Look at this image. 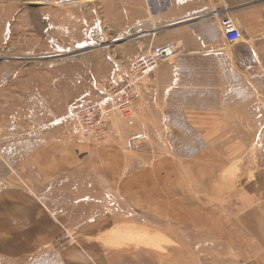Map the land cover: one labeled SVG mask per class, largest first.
Returning a JSON list of instances; mask_svg holds the SVG:
<instances>
[{
  "label": "rangeland",
  "instance_id": "obj_1",
  "mask_svg": "<svg viewBox=\"0 0 264 264\" xmlns=\"http://www.w3.org/2000/svg\"><path fill=\"white\" fill-rule=\"evenodd\" d=\"M221 1L224 7L236 0ZM101 11L104 0H0V151L74 150L78 162H83L87 150L101 147L115 128L119 140L115 144L124 151L118 180L129 187L137 180L156 183L157 195L163 194L171 175L179 194L187 185L204 187L192 194L194 204L195 199H206L205 213L215 215L241 210L245 194L264 195V126L258 127L264 124V76L252 109L237 111V119L247 121L238 130L250 137L259 135V141L229 142L227 109L215 110L219 125L199 127L190 124L186 109L196 101L208 105L225 100L230 82L242 81L247 72L243 67L256 64L264 70V22L257 31L262 43L255 50L259 63L248 48L254 43L252 31L241 28V40L226 43L216 11L203 24H189L190 38L202 36L215 45L201 46L196 52L199 60L185 62L180 48H168L172 56L139 81L137 111L129 117L115 114L104 139L93 143L74 133L66 109L75 101L97 99L100 82L131 65L117 61L115 44L105 45L110 31ZM158 33L154 30L149 37ZM149 86L153 91L147 90ZM139 134L144 140L131 148L128 140ZM213 134L216 140L208 141L206 136ZM20 135L29 136V141L22 142ZM212 147L217 154L203 157L201 151ZM1 164L0 175L10 173L15 182L26 185L17 168L10 171V159L0 158ZM151 176L153 181L148 180ZM52 184L49 180L40 186L52 194ZM126 212L119 221L65 222L59 237L46 248L13 259L0 255V264H196V251H182L180 236L165 232L166 221H149L154 215L148 207L141 208L140 216L132 214L134 221Z\"/></svg>",
  "mask_w": 264,
  "mask_h": 264
},
{
  "label": "crops",
  "instance_id": "obj_2",
  "mask_svg": "<svg viewBox=\"0 0 264 264\" xmlns=\"http://www.w3.org/2000/svg\"><path fill=\"white\" fill-rule=\"evenodd\" d=\"M224 5L231 8V15L240 28L252 31L249 34L254 43L248 48L255 63H259L255 50L262 44L257 31L264 22V0H236ZM218 7H222L221 0H104V12H101L110 31V41L105 45L115 44L118 47L117 61L127 66L142 58L151 48L161 46L180 48L184 62L186 59L199 60L201 55L196 52L201 46L215 43L198 35L191 39L189 24H203ZM154 30L159 33L150 38ZM254 65L243 67L247 72H243L242 81L230 82L225 100L211 101L208 105L196 101L186 106L190 124L198 127L219 125L220 115L215 110L223 108L229 111V142L259 141V135L250 137L246 131L238 130L247 126V121L237 119V111L252 109V104L256 103L254 97L261 93L259 81L264 70ZM150 78L148 81L151 82ZM152 88L149 86L147 90L153 91ZM215 90L216 94L221 93L218 88ZM259 124L258 127L264 126ZM73 130L76 134L74 126ZM114 132L115 128L110 129L101 147L88 149L83 162H78L74 150L0 151V158L10 159V171L17 168L20 177L26 181V185L19 184L10 173L0 175L2 257L13 259L38 253L59 237L65 222L119 221L124 219L126 211L128 218L134 221L133 215L140 216L141 208L148 207L150 215H154L148 220L166 221L165 232L171 237L174 234L180 236L182 251H196V264H264V195L254 198L245 194L244 203H241L243 208L237 212L206 214V199H195L197 203L194 204L192 195L195 190L205 188L187 185L179 194V190L174 192L169 175L164 183V193L158 194L161 197L158 201L156 183L137 180L131 182L132 188L118 180L124 151L116 146L119 140ZM216 135H208L206 139L214 141ZM28 138L20 135L22 142L29 141ZM201 152L203 157H210L217 154V149L212 147ZM219 153L222 155L221 151ZM229 155L231 158V152ZM164 162L167 163L168 159ZM149 179L154 180L152 176ZM49 180L53 182L52 194L40 186L41 182ZM179 195L182 196L178 198ZM158 215L163 218L157 219ZM140 219L137 217L136 220ZM173 226L179 229H173Z\"/></svg>",
  "mask_w": 264,
  "mask_h": 264
},
{
  "label": "built area",
  "instance_id": "obj_3",
  "mask_svg": "<svg viewBox=\"0 0 264 264\" xmlns=\"http://www.w3.org/2000/svg\"><path fill=\"white\" fill-rule=\"evenodd\" d=\"M216 16L223 40L226 43L239 42L242 31L231 16V8L224 5L216 11ZM172 53L168 47L151 49L127 69L103 79L99 84L101 94L97 99L79 100L68 105L65 118L72 122L76 134L86 141L99 143L107 134L115 114L132 116L137 111L141 99L138 85L162 61L168 60ZM143 140L144 135L139 134L130 138L128 145L133 148Z\"/></svg>",
  "mask_w": 264,
  "mask_h": 264
},
{
  "label": "water",
  "instance_id": "obj_4",
  "mask_svg": "<svg viewBox=\"0 0 264 264\" xmlns=\"http://www.w3.org/2000/svg\"><path fill=\"white\" fill-rule=\"evenodd\" d=\"M86 49H84V50H80V51H77V52H75V53H79V52H83V51H85ZM55 56H60V55H55Z\"/></svg>",
  "mask_w": 264,
  "mask_h": 264
},
{
  "label": "bare ground",
  "instance_id": "obj_5",
  "mask_svg": "<svg viewBox=\"0 0 264 264\" xmlns=\"http://www.w3.org/2000/svg\"><path fill=\"white\" fill-rule=\"evenodd\" d=\"M116 40V39H115ZM129 141V140H128Z\"/></svg>",
  "mask_w": 264,
  "mask_h": 264
}]
</instances>
